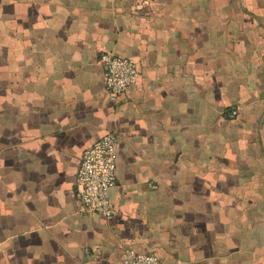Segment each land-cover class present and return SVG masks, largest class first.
<instances>
[{
    "label": "crops",
    "instance_id": "0c3cea01",
    "mask_svg": "<svg viewBox=\"0 0 264 264\" xmlns=\"http://www.w3.org/2000/svg\"><path fill=\"white\" fill-rule=\"evenodd\" d=\"M103 51L138 66L116 100ZM107 132L102 218L74 189ZM127 248L264 264V0H0V264H122Z\"/></svg>",
    "mask_w": 264,
    "mask_h": 264
},
{
    "label": "built area",
    "instance_id": "2783aa9c",
    "mask_svg": "<svg viewBox=\"0 0 264 264\" xmlns=\"http://www.w3.org/2000/svg\"><path fill=\"white\" fill-rule=\"evenodd\" d=\"M98 60L104 68V88L107 95L116 100L138 76V66L130 58L103 51ZM230 118L237 116V111L229 112ZM117 138L115 133L107 132L81 154L75 177L74 197L82 211L89 215L108 218L116 214L111 200V190L117 184ZM122 264H163L153 252H138L131 248L124 249Z\"/></svg>",
    "mask_w": 264,
    "mask_h": 264
}]
</instances>
